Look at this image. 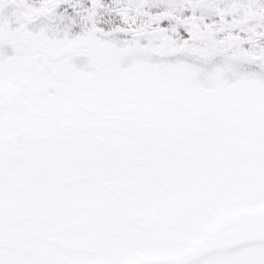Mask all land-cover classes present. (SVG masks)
<instances>
[{
	"label": "snow or ice",
	"instance_id": "obj_1",
	"mask_svg": "<svg viewBox=\"0 0 264 264\" xmlns=\"http://www.w3.org/2000/svg\"><path fill=\"white\" fill-rule=\"evenodd\" d=\"M0 264H264V0H0Z\"/></svg>",
	"mask_w": 264,
	"mask_h": 264
}]
</instances>
